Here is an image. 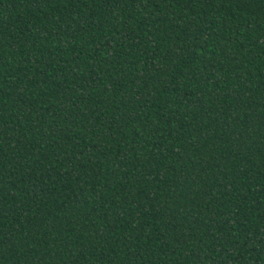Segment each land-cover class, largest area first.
<instances>
[{
  "label": "trees",
  "instance_id": "1",
  "mask_svg": "<svg viewBox=\"0 0 264 264\" xmlns=\"http://www.w3.org/2000/svg\"><path fill=\"white\" fill-rule=\"evenodd\" d=\"M0 264H264V0H0Z\"/></svg>",
  "mask_w": 264,
  "mask_h": 264
}]
</instances>
